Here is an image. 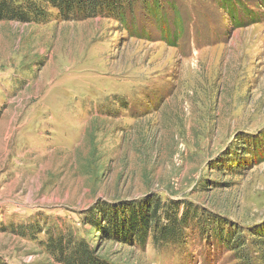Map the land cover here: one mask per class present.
Segmentation results:
<instances>
[{
  "label": "rangeland",
  "instance_id": "obj_1",
  "mask_svg": "<svg viewBox=\"0 0 264 264\" xmlns=\"http://www.w3.org/2000/svg\"><path fill=\"white\" fill-rule=\"evenodd\" d=\"M164 1L181 22L169 35L143 12L128 30L55 11L0 22L6 264H56L38 244L45 234L15 233L30 217L81 230L79 214L97 201L127 219L126 206L149 199L208 214L217 236L188 228L161 251L150 239L143 249L106 241L103 259L264 264V0Z\"/></svg>",
  "mask_w": 264,
  "mask_h": 264
},
{
  "label": "trees",
  "instance_id": "obj_2",
  "mask_svg": "<svg viewBox=\"0 0 264 264\" xmlns=\"http://www.w3.org/2000/svg\"><path fill=\"white\" fill-rule=\"evenodd\" d=\"M165 3L159 0H0V22L41 23L48 21L49 11H55L63 21L110 19L128 30L136 24L137 14L143 12L163 35H169L181 22L171 3L167 4L166 13ZM126 207L127 219L119 217L124 207L97 201L79 214L81 230L68 224H49L46 218L30 217L26 224L15 227V233L31 241L45 234L46 239L38 244L56 264H112L99 255V248L106 241L132 247L140 245L143 249L150 239L154 250L161 251L184 243L188 228L198 230L203 236L211 225L208 214L204 216L184 202L149 199L144 204ZM212 228L217 236L216 229L209 227ZM263 232L258 235H264ZM230 236V230L221 233V242L227 238L230 244ZM0 264L6 263L0 259Z\"/></svg>",
  "mask_w": 264,
  "mask_h": 264
}]
</instances>
